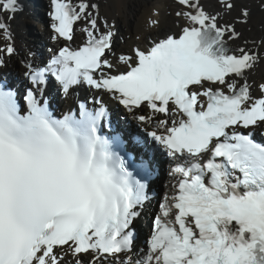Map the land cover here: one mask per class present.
<instances>
[{"label": "snow or ice", "instance_id": "obj_1", "mask_svg": "<svg viewBox=\"0 0 264 264\" xmlns=\"http://www.w3.org/2000/svg\"><path fill=\"white\" fill-rule=\"evenodd\" d=\"M50 3L52 39L71 41L82 21L86 40L60 48L43 67L26 63L31 87L23 103L0 80V264H69V256L70 264H264V143L253 135L264 128V83L254 99L246 79L264 53L229 47L249 10L221 23V13L200 0H177L176 16L186 20L179 34L122 53L114 64L106 54L115 56L116 34L107 21L100 32L97 4ZM218 3L225 13L235 7ZM20 11L21 0H0V70L18 55L11 24ZM49 76L65 97L87 85L142 126L157 120L147 136L169 158L175 182L134 261L129 253L151 202L153 158L130 163L116 150L122 140L102 134L109 112L99 101L94 110L81 103L78 115L54 116L44 99ZM144 108L150 112L136 114ZM133 142L144 143L139 136Z\"/></svg>", "mask_w": 264, "mask_h": 264}, {"label": "bare ground", "instance_id": "obj_2", "mask_svg": "<svg viewBox=\"0 0 264 264\" xmlns=\"http://www.w3.org/2000/svg\"><path fill=\"white\" fill-rule=\"evenodd\" d=\"M76 1L80 2V0ZM41 2L40 8L44 10L45 3H48V0H41ZM88 2L98 5V27L100 31L106 30L104 27L105 21H107L109 26H112L113 31L117 30L114 37L115 47L113 51L119 54H130L133 47L148 46L150 41H154L162 35L173 32L178 33L186 25V20L183 17L176 16V12L181 10L177 0H88ZM231 2L235 7L230 13H225L218 0H200V3L208 12L215 14L219 11L221 13L223 16L221 23H235L241 10L247 8L249 10L248 22L235 23L236 30L241 36L234 42H230V45L235 49L247 47L264 53V44H262L264 42V5L261 4V0H231ZM24 17H26L24 14L17 13L16 19L11 24L18 55L13 58L9 66L13 65L21 72L23 68L17 59L33 60V57L29 55V46L33 42L26 39L25 24L28 22L23 24ZM152 20H158L159 24L156 26L151 25L150 21ZM49 24L50 21L46 17L42 24L36 25L35 33L37 36L35 39H39L40 45L42 43H47V45L51 46L54 44L51 41L52 44L49 42ZM83 27L84 23L81 22L76 31L75 40L86 38L82 32ZM3 42V37H0V45ZM246 79L250 85L252 96H260L261 93L258 86L264 83V62L258 64ZM68 260L70 263V256Z\"/></svg>", "mask_w": 264, "mask_h": 264}, {"label": "rangeland", "instance_id": "obj_3", "mask_svg": "<svg viewBox=\"0 0 264 264\" xmlns=\"http://www.w3.org/2000/svg\"><path fill=\"white\" fill-rule=\"evenodd\" d=\"M30 23H31V21H30ZM33 23V22H32ZM33 26H34V24H33ZM35 31H36V29H37V26H35V28H33ZM137 38V37H136ZM138 39V38H137Z\"/></svg>", "mask_w": 264, "mask_h": 264}]
</instances>
